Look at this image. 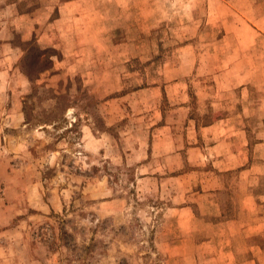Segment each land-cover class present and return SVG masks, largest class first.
<instances>
[{
  "label": "rangeland",
  "instance_id": "374dc122",
  "mask_svg": "<svg viewBox=\"0 0 264 264\" xmlns=\"http://www.w3.org/2000/svg\"><path fill=\"white\" fill-rule=\"evenodd\" d=\"M222 118L264 161V0H0V264H168L178 185L161 179L185 169L155 140ZM236 176L226 210L252 193L259 226L241 264H262L264 175Z\"/></svg>",
  "mask_w": 264,
  "mask_h": 264
},
{
  "label": "crops",
  "instance_id": "0c3cea01",
  "mask_svg": "<svg viewBox=\"0 0 264 264\" xmlns=\"http://www.w3.org/2000/svg\"><path fill=\"white\" fill-rule=\"evenodd\" d=\"M172 117L176 118L174 114ZM176 122L165 133L162 132L163 135L159 134L154 143V148L163 151V155L168 154L181 161L179 169H185L170 179H161L166 183H176L178 192L173 195L175 204L165 210V217L173 222L171 230L169 229V240L172 241H166L168 239L165 240V233H162L157 246L168 256V264H199L198 253L203 249L207 251L203 255L205 264H241L239 248L244 240L245 230H258L259 226L248 227L245 224V216L250 214L245 209L253 206L252 193L247 194V204L237 207V211L229 214L226 210L228 205L223 196L229 189L227 175L235 172V182L239 181L240 184L250 175L260 181V177L264 175V161L252 160L247 166L251 158L249 146L254 142L249 141L247 130L232 126L229 119H218L200 127H197L196 122L192 124L190 119L188 133L178 130L181 120ZM261 133L257 134L254 151L258 158L264 159V132L262 135ZM206 145L209 147L205 148ZM183 159L185 165L182 164ZM196 167L202 168L197 170ZM201 173L206 178L199 180L197 175ZM183 188L187 192L182 193ZM195 208L200 210V216L211 222L206 236L197 237V233L202 234L203 230H199L197 225L199 219ZM251 211L253 214V208ZM188 255L189 258H186ZM260 261V256H257L252 264H259Z\"/></svg>",
  "mask_w": 264,
  "mask_h": 264
},
{
  "label": "trees",
  "instance_id": "16d2710c",
  "mask_svg": "<svg viewBox=\"0 0 264 264\" xmlns=\"http://www.w3.org/2000/svg\"><path fill=\"white\" fill-rule=\"evenodd\" d=\"M64 96L63 95H60V96H57V98L58 99H62ZM63 227H61L60 228V232H61V235H62V238L65 240L66 239V237H72V235L68 232V231H66V230H64V228H65V223H63ZM91 244H89L87 247H86V249H90V248H92L93 246L91 245ZM65 246H67L68 248H70L71 247V242L68 240V241H66V243H65Z\"/></svg>",
  "mask_w": 264,
  "mask_h": 264
}]
</instances>
